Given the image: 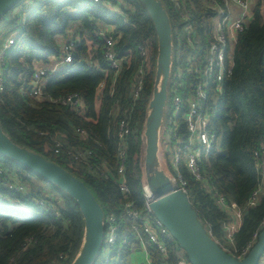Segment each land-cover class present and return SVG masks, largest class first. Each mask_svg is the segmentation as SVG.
I'll use <instances>...</instances> for the list:
<instances>
[{"label": "trees", "instance_id": "obj_1", "mask_svg": "<svg viewBox=\"0 0 264 264\" xmlns=\"http://www.w3.org/2000/svg\"><path fill=\"white\" fill-rule=\"evenodd\" d=\"M27 1L19 0L0 19L5 33L14 35L5 54L4 89L0 92L1 126L16 143L42 154L83 180L105 215L117 216L120 240L126 236L127 242L118 243L108 261L99 255L93 264H127V254L137 249L139 242L129 230L128 220L125 218V223L122 219L123 205L130 201L142 208L145 200L141 134L155 71L157 42L152 21L139 0H120L118 11L89 0L35 1L25 13ZM179 1L186 8L190 1L194 2L193 23L202 33V25L211 12L203 8L201 0ZM162 3L175 38V29L183 25V20L173 0H162ZM106 25L113 27L115 50L123 57L113 85L114 71L102 54L104 40L96 33V28ZM72 26L78 29L74 58L70 64L51 72L43 90L55 98L72 92L80 94L84 103L81 111L51 102L48 97L36 99L28 93L36 66L55 61L60 53V39L68 36ZM139 46L146 51L144 60ZM182 49L186 54L185 45ZM173 50L175 57L177 48L174 46ZM142 61L145 63L143 86L134 100L133 80ZM124 112L134 128L126 139L127 195L121 193L115 175L106 178L67 154L70 146L89 147L93 161L102 164L105 160L112 166L118 141L115 119ZM74 126L84 127L89 135L75 133ZM209 126L215 137L202 154L206 177L213 188L242 211L241 223L231 234V242L226 237L229 214L216 204L210 190L191 178L183 160L180 167L190 183L191 203L208 225L211 236L228 252L237 254L264 219V190L255 204H247L258 180L254 150L264 147V0H256L253 18L238 34L232 74L215 100ZM56 140L62 142L59 153L54 152ZM0 162L30 186L27 193L0 186V264H70L84 230L75 200L13 160L0 155ZM37 181L44 185L39 186ZM45 190L58 197V201L49 202L52 210L31 200L32 195H41ZM29 236L33 240L24 248L23 243ZM146 247L152 264H175L177 251L173 246H169L166 257L151 243L147 242Z\"/></svg>", "mask_w": 264, "mask_h": 264}, {"label": "built area", "instance_id": "obj_2", "mask_svg": "<svg viewBox=\"0 0 264 264\" xmlns=\"http://www.w3.org/2000/svg\"><path fill=\"white\" fill-rule=\"evenodd\" d=\"M35 1L28 0L24 7H31ZM112 10L118 11L120 0H89ZM203 8L211 15L206 18L202 27L204 31L198 32L193 23V9L196 7L193 1L189 2L188 8L179 0H173L175 8L183 20V25L173 32V47L177 48V53L173 58L170 74L167 82V101L164 108L160 132H159V155L162 166L166 167V173L172 186L184 192L189 200H192L191 188L188 179L183 175L180 163L183 164L191 178L200 185L212 192L216 204L226 211L229 216L227 224L228 231H235L241 222L242 211L238 209L235 202L227 201L225 196L217 191L208 181L201 159L203 151L210 147L215 133L208 128L210 118L214 109V103L219 94L223 91L224 83L230 78L234 64V49L237 43L238 34L243 31L254 15L256 0H201ZM96 33L104 40L103 57L108 61L110 69L114 71V79L121 68L123 57L118 56L115 50L116 38L113 37V27L106 25L96 28ZM198 35H206V39ZM14 39L13 33L7 35L0 44V92L4 89V63L6 50L10 47ZM78 35L76 32L70 33L61 40L60 58L46 66H36L30 81L31 97L46 98L51 102L61 103L72 110L81 111L84 108L83 99L76 92L68 93L65 96L52 97L43 90V85L52 71L56 68L68 65L74 58V51L77 46ZM185 45L188 51L184 54L182 46ZM140 55L143 60L146 51L139 46ZM144 61L138 67L133 80V99L135 100L143 86L145 75ZM124 112L115 119L117 129V145L115 150V162L109 166L103 160L99 164L92 159V149L82 146H70L67 149L68 157L73 161L84 163L89 169L97 170L104 177L115 175L121 193L127 195L129 187L125 180L126 161V139L133 127ZM210 127V126H209ZM74 131L82 136H88L89 132L82 126H74ZM142 145L144 146V134H141ZM207 146H209L207 148ZM62 142L56 140L54 152L61 151ZM254 164L258 180L256 187L252 190L248 206L257 202L259 195L264 190V147L260 146L254 150ZM142 188L144 195V205L137 208L126 201L123 205L122 215L128 220L129 230L133 231L139 242V247L143 248L147 259L144 264H152L147 252V242L154 245L160 254L167 256L169 246H173L177 251L175 264H190L186 254L179 247L171 231L154 214L150 206L152 200L144 176L142 175ZM0 186L7 189L27 193L29 184L18 179L4 163L0 162ZM31 200L47 209H53L49 204L58 201V197L51 192L45 191L41 195H32ZM237 224H236V223ZM264 227V219L261 227L256 229L251 240L237 253L236 258L242 259L250 251ZM228 231L226 237H228ZM231 236V235H230ZM229 236V237H230ZM228 237V238H229ZM33 240L32 236L25 239V248ZM127 238L120 240V223L116 215H104V243L106 249L105 261L109 260L112 249L119 244H125ZM257 264H264V250Z\"/></svg>", "mask_w": 264, "mask_h": 264}, {"label": "water", "instance_id": "obj_3", "mask_svg": "<svg viewBox=\"0 0 264 264\" xmlns=\"http://www.w3.org/2000/svg\"><path fill=\"white\" fill-rule=\"evenodd\" d=\"M18 1L0 0V19ZM139 1L149 14L157 42L154 81L143 127L142 175L151 193L150 206L171 231L190 264H257L264 250V227L247 255L242 259L236 258L211 236L208 225L200 219L187 195L172 186L162 168L159 132L172 64L173 28L162 0ZM0 155L30 169L75 200L83 219L84 230L80 247L70 264H93L103 249L105 213L90 188L60 164L16 143L4 131L1 123Z\"/></svg>", "mask_w": 264, "mask_h": 264}, {"label": "rangeland", "instance_id": "obj_4", "mask_svg": "<svg viewBox=\"0 0 264 264\" xmlns=\"http://www.w3.org/2000/svg\"><path fill=\"white\" fill-rule=\"evenodd\" d=\"M23 7V6H22ZM25 9V13H27V11L30 9L29 7H24ZM72 29H77V27H75V26H72L69 30H72ZM5 30H6V28H4V27H0V44H1V42H2V40L7 36V35H9L8 33L6 34L5 33ZM12 32H14V31H12ZM198 36H200V38H202V39H206V35H198ZM209 146H207V148H208ZM162 168L164 169V171L166 172V167L164 166H162ZM37 184L39 185V186H42V185H44L42 182H40V181H37ZM40 189L43 191V189H42V187H40ZM46 191V190H45ZM122 219L125 221V223H126V219H125V217H122ZM126 225V224H125ZM127 228V225L125 226V229ZM230 234H231V232H229L228 231V237L230 236ZM228 239H230V238H228ZM232 241V239H230V242ZM107 255V253H106V249L104 248V249H102L101 250V252H100V256H104V255ZM128 257H127V264H139V263H141V262H143L144 260H145V258H144V254H143V249L142 250H137L136 248H133L128 254Z\"/></svg>", "mask_w": 264, "mask_h": 264}, {"label": "crops", "instance_id": "obj_5", "mask_svg": "<svg viewBox=\"0 0 264 264\" xmlns=\"http://www.w3.org/2000/svg\"><path fill=\"white\" fill-rule=\"evenodd\" d=\"M75 27H77V26H75ZM77 31H78V29H72V30H70L69 31V33H68V35H70V33L72 32V33H74V32H76L77 33ZM63 39V38H62ZM62 39H60V41L62 40ZM236 223V222H235ZM241 223V222H240ZM237 224V223H236ZM227 231H228V228L226 227V234H227ZM229 232H230V230H229ZM234 232V231H233ZM232 234V233H231ZM230 234V235H231ZM230 239H231V236L229 237ZM137 248H139V246L137 247ZM143 248H141L140 247V250H142ZM143 254H144V258H145V260L143 261V262H141V263H139V264H144L145 263V261H146V259H147V256H146V253H145V251H144V249H143ZM136 264V263H135Z\"/></svg>", "mask_w": 264, "mask_h": 264}, {"label": "flooded vegetation", "instance_id": "obj_6", "mask_svg": "<svg viewBox=\"0 0 264 264\" xmlns=\"http://www.w3.org/2000/svg\"><path fill=\"white\" fill-rule=\"evenodd\" d=\"M173 58H174V50H173V55H172V62H173Z\"/></svg>", "mask_w": 264, "mask_h": 264}]
</instances>
